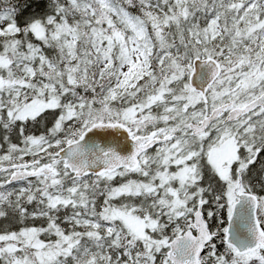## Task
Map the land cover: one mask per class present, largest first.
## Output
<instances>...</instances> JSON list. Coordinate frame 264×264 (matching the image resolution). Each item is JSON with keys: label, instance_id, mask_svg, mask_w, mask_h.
<instances>
[{"label": "snow or ice", "instance_id": "6c2138e0", "mask_svg": "<svg viewBox=\"0 0 264 264\" xmlns=\"http://www.w3.org/2000/svg\"><path fill=\"white\" fill-rule=\"evenodd\" d=\"M47 7L0 11V264H264V0Z\"/></svg>", "mask_w": 264, "mask_h": 264}, {"label": "trees", "instance_id": "16d2710c", "mask_svg": "<svg viewBox=\"0 0 264 264\" xmlns=\"http://www.w3.org/2000/svg\"><path fill=\"white\" fill-rule=\"evenodd\" d=\"M49 2L50 0H0V11L14 6L18 10L17 22L23 25L27 18L42 16L48 11ZM130 11L133 14H139L137 9H130Z\"/></svg>", "mask_w": 264, "mask_h": 264}, {"label": "bare ground", "instance_id": "6f19581e", "mask_svg": "<svg viewBox=\"0 0 264 264\" xmlns=\"http://www.w3.org/2000/svg\"><path fill=\"white\" fill-rule=\"evenodd\" d=\"M44 14V13H43Z\"/></svg>", "mask_w": 264, "mask_h": 264}]
</instances>
